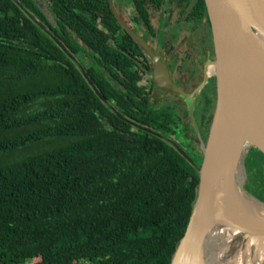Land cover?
Returning <instances> with one entry per match:
<instances>
[{"label": "trees", "instance_id": "16d2710c", "mask_svg": "<svg viewBox=\"0 0 264 264\" xmlns=\"http://www.w3.org/2000/svg\"><path fill=\"white\" fill-rule=\"evenodd\" d=\"M117 31L106 0H0V264H171L201 163L140 123Z\"/></svg>", "mask_w": 264, "mask_h": 264}, {"label": "water", "instance_id": "95a60500", "mask_svg": "<svg viewBox=\"0 0 264 264\" xmlns=\"http://www.w3.org/2000/svg\"><path fill=\"white\" fill-rule=\"evenodd\" d=\"M204 2L215 50L217 102L197 170L196 199L171 264H208L210 239L223 236L229 239L217 245H228L219 264H233L230 246L264 240V201L243 183L245 160L254 151L264 156V0ZM246 204L255 211L243 208Z\"/></svg>", "mask_w": 264, "mask_h": 264}, {"label": "flooded vegetation", "instance_id": "af4514ba", "mask_svg": "<svg viewBox=\"0 0 264 264\" xmlns=\"http://www.w3.org/2000/svg\"><path fill=\"white\" fill-rule=\"evenodd\" d=\"M106 2L118 24L123 62L132 65L131 77L148 97L140 123L162 128L166 141L202 163L217 102L204 0H111L114 11ZM121 87L126 97V83ZM253 157L264 162L262 155Z\"/></svg>", "mask_w": 264, "mask_h": 264}, {"label": "rangeland", "instance_id": "374dc122", "mask_svg": "<svg viewBox=\"0 0 264 264\" xmlns=\"http://www.w3.org/2000/svg\"><path fill=\"white\" fill-rule=\"evenodd\" d=\"M212 68L209 67V72H212ZM26 153H29L26 151ZM248 159L245 160V175L243 177V183L244 185H249L247 188L255 193L253 194L254 197L257 200L264 201V162H258L254 157L251 160L247 162ZM261 192V196L258 195V193ZM227 236H223L221 239H210V244L212 246L209 247L213 252H210V255L208 256V264H219V259L223 257L224 254H226L227 244L225 241H228ZM223 243V247H219L217 245H220Z\"/></svg>", "mask_w": 264, "mask_h": 264}, {"label": "bare ground", "instance_id": "6f19581e", "mask_svg": "<svg viewBox=\"0 0 264 264\" xmlns=\"http://www.w3.org/2000/svg\"><path fill=\"white\" fill-rule=\"evenodd\" d=\"M236 201L240 205L241 200L237 196ZM243 208L250 212L256 209L251 204H246ZM228 233L232 236L235 231L228 230ZM227 256L233 264H264V240L245 239L239 241L237 245L229 247Z\"/></svg>", "mask_w": 264, "mask_h": 264}]
</instances>
